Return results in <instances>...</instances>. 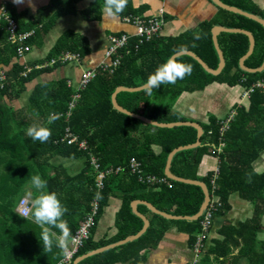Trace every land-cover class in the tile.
I'll return each mask as SVG.
<instances>
[{
	"label": "trees",
	"instance_id": "obj_1",
	"mask_svg": "<svg viewBox=\"0 0 264 264\" xmlns=\"http://www.w3.org/2000/svg\"><path fill=\"white\" fill-rule=\"evenodd\" d=\"M83 1L85 0H55L50 10L55 11V18L75 14L77 5ZM219 1L264 19V12L247 8L239 0ZM143 10H135L132 0H129L119 18L141 17ZM102 13L103 0H93L83 15L89 20L100 21ZM54 23V19L44 23L42 18L36 23L18 22L21 32L36 31L28 41L32 46L37 43L40 34L48 33ZM214 26L253 34L255 48L245 61V66L251 69L261 66L264 61V27L244 16L218 10L212 21L205 22L198 30L178 38L154 37L150 42L141 44L139 38L130 37L127 47L120 52L121 65L114 68L113 72L97 69L95 78L78 90L69 87L66 80L39 84L31 94L29 107L25 111L14 112L10 107L11 103L20 98L27 84L41 71L50 68L36 69L35 64L33 70L26 77L23 76L26 66L19 62L18 45L8 41L7 22L1 19L0 70L5 72L6 82L0 87V264H59L65 258L58 248L54 247L52 252L43 250L40 239L42 230L30 219L25 220L18 215V204L24 197L31 177L39 175L47 181L45 191L55 192L61 204L68 209L63 218L74 235L95 195L96 171L90 165L92 156L98 160L103 171L109 172L105 187L99 192L102 199L99 200L98 216L108 197L114 193L123 192L126 209L129 211L132 202L138 198V193L145 191L148 193L141 197L154 204L161 212L176 217H194L199 213L205 200L203 189L199 185L169 179L165 174L169 154L178 147L195 144L198 141L197 129L192 126L159 127L145 123L119 111L113 98L119 87H140L159 64L176 54L181 47L185 49L184 52L197 55L210 70L215 71L218 57L211 37ZM197 32L202 34V39H194ZM86 46L84 39L66 35L55 45L47 61L65 50L83 57L88 52ZM218 46L226 62L224 70L218 75L207 74L193 58L181 56L182 62L193 66L190 76L177 80L174 85L162 84L154 89L152 95L143 90L123 91L118 95L120 105L129 112L158 123L186 122V118L173 108V101L184 91L203 89L211 81L225 82L230 86L242 84L248 90L258 81L264 80V71L248 73L239 67L240 60L250 47L246 35L220 34ZM75 94H79L80 98L68 117L69 105ZM168 99L173 101L167 102ZM50 113H57L60 118L49 124ZM33 124L50 128L51 137L47 142L33 141L25 135L27 127ZM67 126L74 135L87 142V151L61 142ZM200 141L201 146L182 150L174 156L171 172L180 178L205 183L211 196L214 194L222 199L225 210L230 209L228 200L236 192L253 204L252 219L239 229L225 230L224 234L229 236L231 234L227 231H232L233 235L242 240L241 254L247 258L248 264H264V241L258 239V234L264 230V172L257 173L253 168L254 161L264 151L263 90L254 88L250 94L248 109H239L235 121L224 133H219V125L211 120L210 125L204 126ZM222 144L224 147L219 151ZM154 147H158L159 152ZM205 154L219 158L216 181L218 188L214 192L211 183L214 172L204 177L198 174ZM56 155L64 158L83 157L86 160L85 168L78 175L69 176L65 169L54 167L50 163ZM134 159L141 164L143 177L165 181L153 184L141 181L139 174L132 170ZM52 168L55 169V176L50 175ZM202 220L203 217L191 223H179L186 224L188 232L194 236L201 231ZM163 235V229H153L146 238L152 239L151 246L155 247ZM192 241L195 242L196 239ZM101 246L104 244H94L89 239L77 251L72 262ZM111 252L113 251L88 258L80 264H113L104 260Z\"/></svg>",
	"mask_w": 264,
	"mask_h": 264
},
{
	"label": "crops",
	"instance_id": "obj_2",
	"mask_svg": "<svg viewBox=\"0 0 264 264\" xmlns=\"http://www.w3.org/2000/svg\"><path fill=\"white\" fill-rule=\"evenodd\" d=\"M54 1L32 0L35 5L33 9L29 7L28 0L22 4H15L13 0H0V8H5L8 15L17 22L36 23L41 18L44 23L55 20L48 33L40 34L32 51L19 58L21 64L33 68L35 64L47 63L48 55L58 41L66 35H70L74 39H84L88 48L87 54L81 57L79 61L46 67L50 69L41 71L33 81L27 84L20 98L11 103L10 107L14 112L25 111L29 107L31 94L39 84L66 80L69 87L78 90L84 71L97 70L102 65L110 66L111 61L107 58V52L110 48L111 37L123 34L135 37L137 34L134 27L124 22L125 19L119 17L115 20L106 18L104 12L100 21L87 19L83 12L90 7L93 0H85L79 3L75 14L55 18V11L51 12L50 10ZM239 1L242 4L245 3L247 8L264 12V0ZM132 5L135 10L144 9L140 17L142 19H163L162 29L159 35L155 36L161 39L178 38L188 32L196 31L201 24L212 21L217 16L218 10H223L216 7L210 0H132ZM231 8L252 15L238 8ZM258 18L264 20L261 17ZM216 27L224 28L214 26L212 29ZM223 33L236 34L220 32L217 35V44L218 37ZM66 52L74 53L65 50L60 55ZM60 55H56L55 58ZM248 90L242 84L230 86L225 82L211 81L203 89L184 91L175 101L168 99L167 102L173 101V108L186 118V122L198 124L203 133L204 126L210 125L211 120L219 125L220 133V123H223L231 115H234V122L239 109H248L250 105ZM201 145L200 143L199 146ZM223 147L224 144L220 145L218 150H222ZM154 149L159 152L158 147H154ZM85 161L83 157L64 158L56 155L50 163L54 167L60 166L65 169L67 175L75 176L85 168ZM218 165L219 158L217 156L205 154L199 165V176L204 177L210 172H215ZM253 168L257 173L264 172V151L254 161ZM50 175L55 176L54 168L51 169ZM27 193L24 197L31 201L32 195L34 198L35 194L28 195ZM146 193L148 192L138 193V198L132 202L129 211L126 209L123 192L114 193L108 197L100 215L95 218V225L90 235L94 244H104V246L89 252L94 253L91 257L113 251L104 257V260L111 261L113 264H190L195 260L194 245L201 231L198 235L192 236L188 232L189 227L184 223H179V221L187 223L194 221L184 219L190 217H176L173 214L159 211L154 204L141 197ZM210 199L223 203L222 199L215 195L211 196L210 194ZM228 204L230 205L229 210L219 209L214 215L213 226L204 242L199 264H248L247 258L241 254L242 240L237 235H233L232 231L230 233L227 231L228 234H231L229 236L225 235L224 231L231 228L239 229L242 224L251 220L254 214V206L237 192L231 194ZM89 210L84 215L83 220ZM155 211L163 214V216ZM30 220L35 224L31 218ZM83 220L79 221V226ZM153 229H163L164 231L161 241L155 247L151 246L153 240L146 238ZM137 230L138 232H136ZM53 231L57 230L53 229ZM193 239L196 241H192ZM258 239L264 241V230L258 234ZM79 258L69 264H80L84 261L78 262ZM64 259L59 264H64Z\"/></svg>",
	"mask_w": 264,
	"mask_h": 264
},
{
	"label": "built area",
	"instance_id": "obj_3",
	"mask_svg": "<svg viewBox=\"0 0 264 264\" xmlns=\"http://www.w3.org/2000/svg\"><path fill=\"white\" fill-rule=\"evenodd\" d=\"M0 18L7 22V31L9 33L8 41L11 44L18 45L17 48V55L19 58L24 57L30 51H32L33 46L28 44L30 38H32L36 31H27L21 32L20 26L18 22L12 19L5 8H0ZM124 22L128 25H131L137 30V34L135 37L140 39V43L143 42H150L155 36L159 35L162 26H163V19H153V20H145L140 17H128L124 20ZM130 37L128 35H121L111 37L110 39V48L107 52V58L110 59L111 63L109 65H102L100 69L103 70H110L111 72L114 71V68H117L121 65V50L125 49L129 43ZM81 60V56L78 53H71L66 52L62 55L58 56L57 58H52L47 63L36 65V69H42L46 67H54L56 65L66 64L72 61H79ZM33 70L32 67H25V71L23 72V76H27ZM97 70H86L83 73L82 80L80 83V88L86 87L96 76ZM6 82V75L3 70H0V87H3ZM254 88H261L263 90L264 95V80L258 81L248 90L250 95L253 92ZM80 95L75 94L73 96V100L69 105V112L68 116L71 114L72 110L75 108L77 101L79 100ZM234 120V115H231L228 119H226L223 123H220V132L224 133L227 129H229L230 124ZM61 142H64L66 145H75L77 146L78 150L87 151L88 144L85 140H81L77 135H74L69 127L67 126L64 129V135L61 139ZM91 166L94 167L93 170L96 171L95 178H94V194L100 192L103 187H105V179L108 175V171H103L100 167L98 160L92 156L91 158ZM132 170L134 173H138L140 176L141 181H147L148 183H157V182H164L165 180H158L155 177H143L141 164L136 161L135 159L132 161ZM217 178H218V169L214 172L212 177V186L213 192L218 188L217 186ZM214 195V194H213ZM215 199V198H214ZM30 201L23 197L17 208L18 215L28 220L30 219L29 216H26L25 213L27 212L28 206ZM223 208L222 202H217L216 200H211L208 204L207 210L203 214V220L201 222V233L200 236L194 245V252H195V260L190 264H199V257L202 254V250L204 248V242L206 240L208 232L211 230L213 226V220L215 213ZM99 211V200L95 199V195L93 200L90 203V210L81 225L79 226L78 230L73 235L74 240L70 242L69 251L65 253L64 264H69L73 257L76 255L77 251L81 249L86 241L90 239L91 231L95 225V218L98 216Z\"/></svg>",
	"mask_w": 264,
	"mask_h": 264
},
{
	"label": "clouds",
	"instance_id": "obj_4",
	"mask_svg": "<svg viewBox=\"0 0 264 264\" xmlns=\"http://www.w3.org/2000/svg\"><path fill=\"white\" fill-rule=\"evenodd\" d=\"M24 2L25 0H13L15 4H22ZM128 2L129 0H103L105 17L113 20L117 19L128 6ZM28 5L30 8H35L32 0H28ZM194 39H202V34L199 32L195 33ZM184 51L185 49L181 47L176 54L159 64L154 72L149 74L146 82L141 85L142 90L148 95H152L154 89L159 88L162 84L174 85L177 80L190 76L193 66L182 62L180 59ZM59 118V114L50 113L48 123L51 124ZM25 135L33 141L38 140L41 143H45L51 137V130L48 127L33 124L27 127ZM30 183L37 190V194L31 199L25 215L29 216L42 229L40 239L43 250L45 252H52L55 247L60 249L61 252L67 253L70 242L74 240L68 222L63 218L68 209L61 204L55 192L45 191L47 181L43 180L39 175H33ZM95 199H102L99 192L95 194ZM53 229L57 231H53Z\"/></svg>",
	"mask_w": 264,
	"mask_h": 264
},
{
	"label": "water",
	"instance_id": "obj_5",
	"mask_svg": "<svg viewBox=\"0 0 264 264\" xmlns=\"http://www.w3.org/2000/svg\"><path fill=\"white\" fill-rule=\"evenodd\" d=\"M216 7H218L219 9H223L225 11H228V12H231V13H234V14H238V15H241V16H244L246 18H249L257 23H259L260 25H262L264 27V20L258 18L257 16H253V15H249V14H246V13H243L237 9H234V8H231V7H228L226 5H224L222 2H219L218 0H210ZM220 32H230V33H236V34H244L248 37L249 39V43H250V47H249V51L248 53L240 60V63H239V67L245 71V72H248V73H257V72H262L264 71V61L263 63L261 64L260 67L258 68H255V69H251L247 66H245V61L253 54L254 52V48H255V39L253 37V35L249 32H245V31H242V30H229V29H225V28H214L212 29L211 33H212V41H213V46H214V49L216 51V54H217V57H218V67L215 71H212L210 69H208V67L202 62V60L200 58H198L196 55H194L193 53H189V52H183L181 54V56H190L192 57L193 59H195L202 67H203V70L211 75H217L219 74L220 72H222L226 66V62H225V58H224V55L222 53V51H220L219 49V46L217 44V35L220 33ZM180 56V57H181ZM139 90H142L141 87H138V88H126V87H119L117 89V91L115 92L114 94V98H113V102L115 104V107L121 111V112H124L132 117H135V118H138L142 121H144L145 123H148V124H152L154 126H159V127H174V126H193L194 128L197 129L198 131V141L195 143V144H192V145H187V146H181V147H178L176 149H174L170 154H169V157H168V160H167V166H166V176L169 178V179H172V180H175V181H179V182H184V183H188V184H195V185H199L203 191H204V194H205V200L201 206V209L199 211V213L197 215H195L194 217H190V218H184V219H187V220H190V221H197L199 220L202 215L204 214V212L207 210L208 208V204L210 202V194H209V190L207 188V186L202 183V182H198V181H193V180H189V179H184V178H180V177H177L175 176L171 170H170V167H171V163H172V160L174 158V156L182 151V150H187V149H193V148H196L197 146L200 145V138L203 134V130L202 128L198 125V124H194V123H189V122H177V123H158L156 121H152L144 116H141V115H137V114H134L132 112H129V110L125 109L123 106L120 105L119 101H118V95L123 92V91H129V92H135V91H139ZM157 212V211H155ZM158 214L162 215L161 213L157 212ZM181 219V218H180ZM94 253H88L82 257H80L78 259V262H81L89 257H91V255H93ZM77 262V263H78Z\"/></svg>",
	"mask_w": 264,
	"mask_h": 264
},
{
	"label": "rangeland",
	"instance_id": "obj_6",
	"mask_svg": "<svg viewBox=\"0 0 264 264\" xmlns=\"http://www.w3.org/2000/svg\"><path fill=\"white\" fill-rule=\"evenodd\" d=\"M25 193H27L28 195H32L34 193L36 195L37 190L31 185V183H29L27 188H26V191L24 192V195H25ZM32 198H33V195H32Z\"/></svg>",
	"mask_w": 264,
	"mask_h": 264
}]
</instances>
